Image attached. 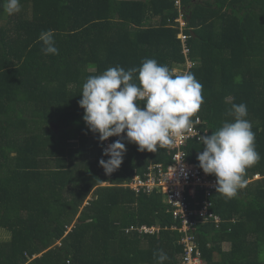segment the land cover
Masks as SVG:
<instances>
[{
	"label": "trees",
	"instance_id": "1",
	"mask_svg": "<svg viewBox=\"0 0 264 264\" xmlns=\"http://www.w3.org/2000/svg\"><path fill=\"white\" fill-rule=\"evenodd\" d=\"M4 2L0 264H157L158 250L168 256L164 264H181L182 233L172 228L179 224L163 196L123 186L151 164H170L169 149L140 152L125 141L123 163L106 174L99 165L108 159L105 143L88 130L78 103L86 78L110 67L139 68L145 58L172 72L183 67L173 0H20L14 15ZM183 6L197 63L189 72L203 85L205 101L192 119L200 117L203 134L211 135L233 119L232 103H246L261 157L234 198L213 196L222 223L199 227L200 252L206 264H264V0H183ZM48 29L58 55H45L38 42ZM186 150L199 167L202 143ZM142 227L157 231L140 233Z\"/></svg>",
	"mask_w": 264,
	"mask_h": 264
},
{
	"label": "clouds",
	"instance_id": "2",
	"mask_svg": "<svg viewBox=\"0 0 264 264\" xmlns=\"http://www.w3.org/2000/svg\"><path fill=\"white\" fill-rule=\"evenodd\" d=\"M3 7L8 15L21 11L20 0H5ZM38 42L45 55L59 54L53 29L42 31ZM202 93L203 85L194 73L174 75L167 65L151 58H145L139 68L125 70L117 65L87 77L78 103L88 130L98 133L101 143L118 137L103 149V156L109 157L99 161L105 173L110 175L123 163L125 141L137 145L140 152L156 153L171 145L174 137L190 132L199 122L192 118L205 102ZM227 115L233 119L223 121L211 135L199 137L203 150L197 160L206 175L216 177V193L231 199L247 186L246 170L261 157L246 103H232ZM154 258L164 264L168 256L158 250Z\"/></svg>",
	"mask_w": 264,
	"mask_h": 264
},
{
	"label": "built area",
	"instance_id": "3",
	"mask_svg": "<svg viewBox=\"0 0 264 264\" xmlns=\"http://www.w3.org/2000/svg\"><path fill=\"white\" fill-rule=\"evenodd\" d=\"M173 2L179 13L176 21L181 29L179 38L183 55L186 58L183 67H178L173 71L177 75L189 72L197 63L190 58L191 48L188 41L191 36L185 33L187 21L183 0H173ZM197 118L199 122L194 123L190 132L174 137V142L166 145L172 155L170 164H151L145 172L136 173L129 182L123 185L137 195H151L157 192L163 196L173 220L179 224L172 228L182 233L179 241V244L184 247L181 264H206L200 252L198 229L201 225L210 222L219 228L222 223L221 217L214 212L213 196L216 194V178L214 175H206L201 168L194 166L186 150L187 145L192 141L201 143L199 137L204 135L200 129L202 120L200 117ZM117 139L118 137L113 136L104 141V148ZM254 179H260V176L256 175ZM138 230L140 233L157 231L156 228L146 227Z\"/></svg>",
	"mask_w": 264,
	"mask_h": 264
},
{
	"label": "crops",
	"instance_id": "4",
	"mask_svg": "<svg viewBox=\"0 0 264 264\" xmlns=\"http://www.w3.org/2000/svg\"><path fill=\"white\" fill-rule=\"evenodd\" d=\"M229 248H230V245H229V244H225V245H224V250L227 251V250H229Z\"/></svg>",
	"mask_w": 264,
	"mask_h": 264
},
{
	"label": "rangeland",
	"instance_id": "5",
	"mask_svg": "<svg viewBox=\"0 0 264 264\" xmlns=\"http://www.w3.org/2000/svg\"><path fill=\"white\" fill-rule=\"evenodd\" d=\"M0 237H1V238H3V235H2V233H1V232H0ZM59 244H60V243H59Z\"/></svg>",
	"mask_w": 264,
	"mask_h": 264
}]
</instances>
